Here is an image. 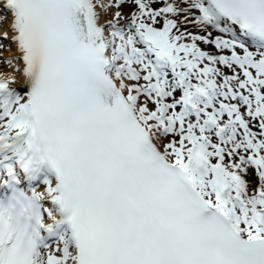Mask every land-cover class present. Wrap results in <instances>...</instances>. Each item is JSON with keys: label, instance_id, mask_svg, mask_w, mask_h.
Masks as SVG:
<instances>
[{"label": "snow or ice", "instance_id": "snow-or-ice-1", "mask_svg": "<svg viewBox=\"0 0 264 264\" xmlns=\"http://www.w3.org/2000/svg\"><path fill=\"white\" fill-rule=\"evenodd\" d=\"M8 15L0 264H264V0Z\"/></svg>", "mask_w": 264, "mask_h": 264}, {"label": "bare ground", "instance_id": "bare-ground-1", "mask_svg": "<svg viewBox=\"0 0 264 264\" xmlns=\"http://www.w3.org/2000/svg\"><path fill=\"white\" fill-rule=\"evenodd\" d=\"M112 10L110 9V13H113L114 11H116V10H114V8H112ZM110 18H111L110 14L107 15V16L102 17V19H110ZM10 22H11V19L8 16V20H7V24L6 25H7V30L9 31V37L11 39V30L9 28ZM0 43H3V42H0ZM12 46L13 47H12V50L10 49V53H12L11 55L14 56V55H16V46H15L14 43H13ZM0 72H2V71H0ZM2 73L6 74V75L13 74V69L12 68H7L6 72L4 71ZM16 75H17V82H16V84L14 86L17 87V88H21L23 86V83H24L23 77L19 73H16ZM39 190H43V185H41Z\"/></svg>", "mask_w": 264, "mask_h": 264}, {"label": "rangeland", "instance_id": "rangeland-1", "mask_svg": "<svg viewBox=\"0 0 264 264\" xmlns=\"http://www.w3.org/2000/svg\"><path fill=\"white\" fill-rule=\"evenodd\" d=\"M114 10H116V9L114 8ZM127 10L128 9L126 7L125 11H127ZM3 31H5V21H4L3 25L0 26V33H2ZM0 41L3 42V44L5 45V48L3 50H0V54H2V56H4V57L12 56L11 55L12 53H10V49L12 50L13 42L10 39H3V40H0ZM7 68H12L13 69V67H11V66H9L7 64L0 63V71H2V72L5 71L6 72Z\"/></svg>", "mask_w": 264, "mask_h": 264}]
</instances>
